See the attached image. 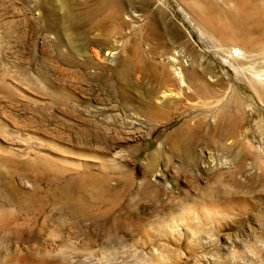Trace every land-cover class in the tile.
I'll list each match as a JSON object with an SVG mask.
<instances>
[{"label":"rangeland","instance_id":"obj_1","mask_svg":"<svg viewBox=\"0 0 264 264\" xmlns=\"http://www.w3.org/2000/svg\"><path fill=\"white\" fill-rule=\"evenodd\" d=\"M246 9L231 0H0L1 202L99 210L93 221L51 211L115 247L98 264H264V61L243 44L261 13L244 21L236 11ZM202 68L210 95L186 97ZM160 100L164 118L149 113ZM187 208L198 215L188 232L151 233ZM194 233L214 242L194 245ZM152 244L164 245L161 260ZM76 257L70 264L97 263Z\"/></svg>","mask_w":264,"mask_h":264},{"label":"bare ground","instance_id":"obj_2","mask_svg":"<svg viewBox=\"0 0 264 264\" xmlns=\"http://www.w3.org/2000/svg\"><path fill=\"white\" fill-rule=\"evenodd\" d=\"M232 1H237L239 3H242L243 7L247 8L246 9L247 11L251 10L250 14L247 12L241 13V11H238V10L236 11V13H238V16L241 17L244 21L249 20L250 17H252V11H254L255 13H261V16L258 19L257 18L253 19L254 23L253 24L251 23L252 25L250 27H249V25H250V23H249V25H247V27L245 28V32L247 34H246V37L243 38V40H244L243 44H244L246 56H248V57L256 56L259 59H261L263 62L264 61V4L258 3L257 0H231V2ZM251 35H254V36H251ZM72 38L73 37L71 36V40H72ZM65 58H68V57L66 56ZM169 59L173 62V64H176L178 62L177 57L169 56ZM176 69H175L173 75L178 77L179 85L181 87H184V86L189 87L190 83H188L185 80L183 72L181 70H179L180 69L179 67H176ZM165 72L166 73H165L164 83L166 85L167 84L170 85L172 82H174V77L168 69ZM207 73H209V71L207 72L206 68H202V70L197 71V73L195 74V77H196L195 79L198 80V83H196V85H194V87H195L194 92L193 91H192L193 93L188 92L185 95L186 97L194 98L197 95L199 97H201V95H203V94L206 96L210 95V93H211L210 84L205 85V86L201 84V83H203L202 78ZM259 73H258V75L261 76L262 74H259ZM189 91H191V90H189ZM172 92H174V91L171 88L170 89L167 88V90L163 91V96L166 97L168 95H171ZM178 92H180V91H178ZM164 106H165V102L160 100L159 102L156 103V105L149 107V113L156 118H164V116H166V113L163 109ZM206 112H208V111H206ZM228 134L229 133L222 131L220 136H221V138L226 139L229 136ZM169 137H170V135H168L166 137V140H168ZM199 139H200L199 136H196L194 138V142H198ZM188 146H189V144H188ZM0 149L4 151V149H6V148L4 146H2V147H0ZM194 149L187 147L186 153H185L186 154L185 156H187L186 158L187 159L189 158V160L192 162V164L198 158V154L196 153V150H194ZM12 151H13V149H12ZM14 155H15V153H14ZM150 156L154 160L157 159L156 153H152ZM196 164H197V162H196ZM99 167H101V166H99ZM107 167H108V165H107ZM100 169H102V168H100ZM95 178L96 177H94V175L91 173V174L83 175L82 179L83 180H86V179L94 180ZM99 191L96 190V193H94V197H96L97 195H101L100 194L101 191H100V193H99ZM86 195H87V193H86ZM89 195L93 196L91 194H89ZM98 198H101V197L98 196ZM1 201L2 200H0V264H70V258L73 260V257H76V256L91 258L92 260L97 262L96 264H98V262L101 260L102 257H103L102 260H104L105 253L112 251L111 249H113L112 248L113 245H111V246L106 245L105 246V244L103 245L101 242L98 241L99 238H97V237H85V236L81 237V236H79L81 234L83 235V232L82 233L79 232L80 234L77 233L78 232L77 230L80 229L79 224H77V226H74V227H78L77 229L75 228L77 232L74 231L75 230L74 228H71V226H69L70 225L69 222H67V225H63L62 223L57 224L56 221H54V219L51 218V211H53V209H57V212H59L58 207L61 208L62 206H58L57 208L55 206H51L50 208H47L45 205H40L37 203L33 204V203H30L27 201L25 203H17V204H13V205L9 204L8 202H7L8 203L7 204L6 202L3 203ZM80 203H82V202H80ZM55 204H56V202H55ZM57 204H59V203H57ZM60 204H63V206H64L63 210L65 208L68 212H70V213L73 212V214H76V216L83 221H86V220L88 221V219H90V221L95 220L94 215H98V211H99V210L95 211V214L93 212L90 213L88 211H86V212H88V213H86V212H84L85 211L84 210L85 209L84 203L82 204L83 206L79 203H77V204H79V205H77V204L71 203L68 199H66L64 202H61ZM61 210H62V208H61ZM65 211H64V213H65ZM96 212H97V214H96ZM52 214H54V212ZM185 214H186V216H185ZM196 214H197L196 211H193L192 209H188V208L184 209L183 211H179L176 214L173 213V215L171 213L172 216H170V219L167 222V224H165V225L163 224L164 230L163 231L162 230L151 231V233L155 234L156 236H163L165 239H171V238L173 239L174 236L179 237L180 233L188 232L190 230L188 225L194 224V221L193 222H190V221L192 219H195V217L198 216ZM68 215H69V213H68ZM202 215H203L205 220L216 221L215 220L216 216L212 212H208L207 210L204 209L202 211ZM68 217H70V216H68ZM186 218L189 219L188 222H187ZM62 219H63V217H62ZM219 220H218V224L220 223ZM62 221L64 223V219ZM80 223H82V222H80ZM195 224H197V223H195ZM80 226H84V224H82ZM139 230L146 237V241L151 242L152 239H150L148 237L150 234V229L145 228V226H140ZM191 233H193V231H191ZM213 235H215V234H213ZM213 240H214V238L211 235L204 234V233H196V234L194 233V234H191V236H190V242H192V244H194V245L195 244H198V245L211 244L212 242H214ZM163 247H164V245L161 246V248H163ZM161 248L158 247L157 245L155 246V244H152L150 246L149 250H150V253L152 254V256H155L156 258L161 260L162 256H163L162 253L160 252ZM162 250H164V249H162ZM110 254H113V253H110ZM110 254L108 253V255H110ZM108 257H110V256H108ZM111 258L113 259L114 257H111ZM76 259H77V257H76ZM81 259H83V258H81ZM109 260L111 261L110 258H109ZM79 261H80V259H79ZM91 264H92V261H91Z\"/></svg>","mask_w":264,"mask_h":264}]
</instances>
